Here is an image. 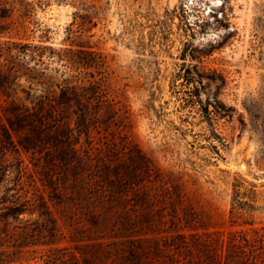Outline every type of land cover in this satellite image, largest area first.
Wrapping results in <instances>:
<instances>
[{
	"label": "rangeland",
	"instance_id": "obj_1",
	"mask_svg": "<svg viewBox=\"0 0 264 264\" xmlns=\"http://www.w3.org/2000/svg\"><path fill=\"white\" fill-rule=\"evenodd\" d=\"M27 1L31 12L23 39L50 47L51 58H44L49 73L57 80L77 75L86 84L83 92L91 88L89 81H95L92 87L100 100L93 120L98 126L88 137L75 131L72 137V141L79 137L82 146L93 145L91 170L105 168L107 163L98 160L105 161L124 134L157 168L173 173L201 219L195 229L144 222L145 204L139 196L145 186L119 170V187L127 195L112 214L114 241L88 247L79 242L77 247L62 240L60 253L78 256L79 248L85 253L99 251L105 260L96 264H121L124 254L130 264L134 253L140 262L133 264H184L174 258L170 262L166 254L164 259L158 257V251L175 256L177 250H192L196 236L252 234V229L264 226V0ZM68 60L74 61V70L65 66ZM27 90L22 79L2 83L0 108L28 103ZM213 94L218 101L209 104ZM109 106L116 113L103 126ZM75 117L72 114L71 125ZM2 122L7 125L3 116ZM16 123L19 131H12L11 140L0 128V163L7 168L0 195L24 197L36 193L41 184L33 165L36 159L20 143L50 149L56 140L28 120L20 118ZM59 136L57 142L64 146L67 130ZM122 151L119 145L110 163L123 164ZM60 173L53 175L57 185L62 181ZM239 178L247 181L243 193L253 200L252 225L229 222L233 184ZM100 180L108 189L105 178ZM145 185L156 188L151 182ZM156 204L149 201L151 208ZM14 264L42 261L24 259Z\"/></svg>",
	"mask_w": 264,
	"mask_h": 264
},
{
	"label": "trees",
	"instance_id": "obj_2",
	"mask_svg": "<svg viewBox=\"0 0 264 264\" xmlns=\"http://www.w3.org/2000/svg\"><path fill=\"white\" fill-rule=\"evenodd\" d=\"M17 2L0 0V37H3L0 38V85L22 79L29 88L28 103L22 101L1 106L0 120L3 116L7 125L2 122L0 128L11 140L12 131L16 133L20 127L16 120L23 118L30 121L32 127L55 135L56 142L50 149L48 145L33 149L26 141L20 143L22 150L32 153L36 159L33 165L41 187H36V193L30 196L0 195V264L35 258H39L42 264H96L98 259L104 263L105 256L99 251L85 253L79 248L78 256L75 253L65 255L59 252L63 247L58 244L64 240L77 247L79 242L88 247L114 241L116 227L112 214L117 204L125 203L124 196L127 195L119 187L122 178L121 174L118 175L119 170L135 184L145 186L139 196L145 204L144 222H172L195 229L192 227L201 224V219L187 202L182 184L172 172L157 168L124 134L121 142L113 143L116 148L111 147V154L106 155L105 161L98 160L107 163L105 168L95 172L91 170L94 160L89 150L93 149V145L88 143L89 147L86 143L82 146L78 136L83 133L88 137L92 128L98 126L93 120L96 103L100 100L92 87L95 81H89L87 85L91 88L83 92L86 84L77 75L67 74L57 80L49 73L51 69L44 58H51L48 53L50 47L23 39L31 3L27 0ZM73 63V60H68L65 66L72 69ZM32 89L34 93L31 94ZM211 101H218L214 94L208 103L211 104ZM69 107L74 109L68 111ZM109 107V117L102 122L103 126L110 124L116 113ZM205 112L209 114L208 108ZM72 114L76 115L73 125ZM63 129L67 130L68 139L64 146H59V134ZM74 131L78 135L76 141H72ZM119 145H123L125 160L123 164L115 165L110 163V157L116 156L114 151ZM6 170V166L0 163V186H4ZM59 171L62 181L57 185L53 175L56 176ZM112 174L113 180L110 178ZM104 178L108 189L98 183ZM65 180L69 182L60 186ZM148 182L156 188L151 190L145 185ZM245 184L247 181L242 178L233 184L229 222L252 225L249 218L254 204L243 193ZM150 200L157 201L156 207H150ZM251 231L252 234L237 231L227 237L196 236L192 250H177L175 256L158 251L157 256L164 259L166 254L170 256V262L174 258L176 263L184 260V264H264V226ZM180 239L183 241L186 238L181 236ZM131 257L130 264L140 262L136 253ZM127 258V254L122 255L121 264H127Z\"/></svg>",
	"mask_w": 264,
	"mask_h": 264
}]
</instances>
